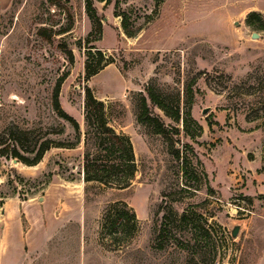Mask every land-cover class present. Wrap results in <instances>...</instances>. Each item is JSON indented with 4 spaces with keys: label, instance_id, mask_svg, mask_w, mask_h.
<instances>
[{
    "label": "rangeland",
    "instance_id": "1",
    "mask_svg": "<svg viewBox=\"0 0 264 264\" xmlns=\"http://www.w3.org/2000/svg\"><path fill=\"white\" fill-rule=\"evenodd\" d=\"M92 7L0 0V135L31 130L38 141H75L54 108L56 86L60 109L81 132L76 147H51L35 165L1 158L0 264H264V0ZM89 50L102 57L87 77ZM149 86L179 119L150 101ZM86 87L132 144L127 188L84 181ZM142 96L169 138L138 121ZM117 201L139 226L120 249L100 236ZM185 213L190 224L179 228Z\"/></svg>",
    "mask_w": 264,
    "mask_h": 264
},
{
    "label": "trees",
    "instance_id": "2",
    "mask_svg": "<svg viewBox=\"0 0 264 264\" xmlns=\"http://www.w3.org/2000/svg\"><path fill=\"white\" fill-rule=\"evenodd\" d=\"M86 4L88 12H93L92 0H86ZM98 29H101L99 22ZM95 54L90 50L87 53V77L96 72V68L91 70L92 60L95 58L99 60L102 57L99 50ZM146 92L150 101L163 110L166 115L174 120L179 119V111L169 105L153 87L149 86ZM58 93L59 86H56L53 92L54 108L72 124L76 132V140L57 141L46 137L38 141L35 136H31L33 134L31 130L12 129L9 133L0 135V160L2 157H10L27 165H35L51 147L74 148L80 143L79 125L60 109ZM138 121L150 126L155 133L169 138L164 123L150 113L144 96L141 97ZM84 123V181L86 183L99 182L110 188H127L136 171L132 144L128 137L115 132L112 128L105 104L94 97L90 87L85 89ZM175 131L178 132L177 129ZM173 154L179 155L176 150ZM170 213L171 207L166 209L165 218H168ZM176 222L179 228H186L190 224L186 213L177 218ZM138 230L136 214L126 202L117 201L106 207L100 222V236L102 240H109V246L117 249L122 248L137 235ZM161 232H163V228L160 230Z\"/></svg>",
    "mask_w": 264,
    "mask_h": 264
},
{
    "label": "water",
    "instance_id": "3",
    "mask_svg": "<svg viewBox=\"0 0 264 264\" xmlns=\"http://www.w3.org/2000/svg\"><path fill=\"white\" fill-rule=\"evenodd\" d=\"M237 24H238V23H236V25H237ZM258 36H259V35H258L257 33H253V34H252V37H253V38H257ZM208 111H209V109L206 108V109L203 110V113L206 114ZM14 161H16V159H14ZM239 231H240V226H239V225L234 226L233 229L231 230V235H232V237L235 238V237L237 236V234H238Z\"/></svg>",
    "mask_w": 264,
    "mask_h": 264
}]
</instances>
